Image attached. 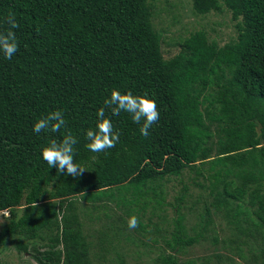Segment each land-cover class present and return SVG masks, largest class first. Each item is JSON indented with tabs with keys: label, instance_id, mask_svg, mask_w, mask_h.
Masks as SVG:
<instances>
[{
	"label": "trees",
	"instance_id": "trees-1",
	"mask_svg": "<svg viewBox=\"0 0 264 264\" xmlns=\"http://www.w3.org/2000/svg\"><path fill=\"white\" fill-rule=\"evenodd\" d=\"M192 6L197 15L228 10L236 39L218 47L197 30L165 57L148 0H0V31L9 14L19 23L17 53L7 59L0 51V213L7 215L0 255L11 248L36 264H123L125 250L142 237L164 246L152 264H186L177 254L212 232L210 243L222 250L216 264L233 263V256L264 264V0ZM113 88L147 94L159 120L144 136L143 121L106 109L119 142L92 152L86 130L96 128ZM57 109L78 140L74 162L85 169L78 177L42 158V147L65 129L33 131L38 118ZM186 170L212 198L213 213H225L228 234L204 204L197 215L184 213L199 209L185 205L188 181L165 202L163 185ZM232 200L239 201L234 208ZM101 215L108 225L95 228ZM132 215L139 220L134 229ZM154 216L160 225L151 223Z\"/></svg>",
	"mask_w": 264,
	"mask_h": 264
},
{
	"label": "rangeland",
	"instance_id": "rangeland-1",
	"mask_svg": "<svg viewBox=\"0 0 264 264\" xmlns=\"http://www.w3.org/2000/svg\"><path fill=\"white\" fill-rule=\"evenodd\" d=\"M148 2L152 5L153 9V27L156 31H160L162 34L163 42L161 49L165 57H171L177 54L179 51V46L177 43L187 37L190 33L197 30H204L207 33L208 38L210 40H214L218 47H222L236 39L237 32L235 29V21L231 20V13L224 8L221 12H211L207 15H197L193 11L192 0H148ZM193 176V172L186 170L183 172V175L180 178L170 180L168 183L164 184L163 192L165 194V202L173 203V198L180 194L179 191L182 184H185V182L188 181L190 185L188 192L185 194V205L186 207H189L192 205V203L196 202V204L199 206V209H194L192 212L188 209H185L184 213L188 215L191 214L192 216V213L196 214L201 212L204 204V207L207 206L209 209H212V217L215 224L218 226L220 224V227L223 228L220 230H223L226 234H228V230L226 229L228 218H226L225 213H213V207L210 205L212 198L209 197L205 199L203 196L204 191L191 184L190 177ZM180 180H182V184L180 183ZM197 199H199V201ZM245 201L247 202V199ZM231 203V208H234L235 205L239 203V201L232 200ZM200 206L202 207L200 208ZM112 207L113 206L110 205L109 209L112 210ZM172 210V207L167 208V214L165 215L167 217L166 220L168 219L170 221V219L173 217ZM6 216V213H0V229L6 221ZM149 216L150 208H148L145 217L147 218ZM103 218L104 217L101 215L99 220L92 221V224L95 228L107 227L109 220H104ZM146 218L143 220L145 223H147ZM156 218L157 217L154 216L151 223H157L160 225L162 220H158ZM85 224V228H88L89 221L85 222ZM102 225L104 227H102ZM147 230L154 232L151 228ZM187 233L190 236L194 235L192 230H187ZM206 235L210 237L212 232H208ZM150 236L153 237V233H151ZM209 237L206 239H200L198 243L183 248L177 254L179 262L186 264H205L204 260L211 258L210 264H216L214 255L218 252L221 253L222 250H220V248L217 246L214 247L210 243ZM140 240L142 243H144V245ZM140 240L138 242H134V244L136 243L135 245L132 244L125 250L126 254L124 256L123 264H152L153 259L164 248V246H161L162 243L160 241L159 244L156 245L142 237H140ZM165 251L170 252L168 249H165ZM226 254L229 255V253ZM114 256V254L110 253L108 258H114ZM233 258L234 262L229 264H245V262H242V260L238 259V257L233 256ZM221 263L228 264L226 260H222ZM0 264L36 263L27 255H19L9 248L0 255Z\"/></svg>",
	"mask_w": 264,
	"mask_h": 264
},
{
	"label": "clouds",
	"instance_id": "clouds-1",
	"mask_svg": "<svg viewBox=\"0 0 264 264\" xmlns=\"http://www.w3.org/2000/svg\"><path fill=\"white\" fill-rule=\"evenodd\" d=\"M6 23L9 25L7 31H0V51L3 52L5 58L11 59L19 48L16 33L13 31L19 27V23L13 14H9ZM106 109H109L113 115H119L122 111L127 112L137 124L143 121L140 133L144 136L149 135V129L159 120L158 106L155 100L147 94L134 95L131 90L122 93L113 88L110 97L105 99L104 106L97 110L96 128L86 130L85 138L89 141L86 147L92 152H103L115 147L119 142V133L113 131L112 121L105 114ZM62 129H65L62 139H50L42 147V158L49 168L56 167L59 173L78 177L85 169L74 162V146L78 140L70 130H66L63 111L59 109L52 111L46 117L38 118L33 125V131L37 134L41 132L60 133ZM138 226L137 216H130L128 227L134 229Z\"/></svg>",
	"mask_w": 264,
	"mask_h": 264
},
{
	"label": "water",
	"instance_id": "water-1",
	"mask_svg": "<svg viewBox=\"0 0 264 264\" xmlns=\"http://www.w3.org/2000/svg\"><path fill=\"white\" fill-rule=\"evenodd\" d=\"M260 134V132L258 131V135Z\"/></svg>",
	"mask_w": 264,
	"mask_h": 264
}]
</instances>
